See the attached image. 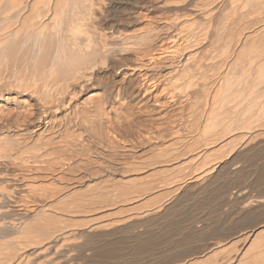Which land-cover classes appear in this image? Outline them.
Returning a JSON list of instances; mask_svg holds the SVG:
<instances>
[{
  "label": "bare ground",
  "instance_id": "obj_1",
  "mask_svg": "<svg viewBox=\"0 0 264 264\" xmlns=\"http://www.w3.org/2000/svg\"><path fill=\"white\" fill-rule=\"evenodd\" d=\"M68 247L264 264V0H0V264Z\"/></svg>",
  "mask_w": 264,
  "mask_h": 264
},
{
  "label": "rangeland",
  "instance_id": "obj_2",
  "mask_svg": "<svg viewBox=\"0 0 264 264\" xmlns=\"http://www.w3.org/2000/svg\"><path fill=\"white\" fill-rule=\"evenodd\" d=\"M134 1V0H133ZM135 1H137V0H135ZM140 1V0H139ZM141 228V230H144V227H140ZM126 232H129V230H125ZM81 239H78L77 241H80ZM84 241V242H83ZM81 242V241H80ZM174 241L172 240L171 242H168V244H166V243H164V245L163 246H165V247H167V246H169L170 244H172ZM85 243V240L82 238V243L81 244H84ZM225 245H222V246H220V247H224ZM66 250H68V251H66V257L68 258L70 255H72L75 251L77 252V250H72L71 248H66ZM68 252V253H67ZM75 252V253H76ZM73 254V256H70L71 258L72 257H74V256H76V254ZM146 253V252H145ZM144 253H142V254H139L140 256H144L143 255ZM138 255V256H139ZM126 256H129V255H126ZM131 256V255H130ZM70 257L68 258V260L69 261H67V263L66 264H71V263H73V261H74V264L77 262V261H75V260H73V259H70ZM203 258L201 257V259L200 260H202ZM42 260H39V261H37V262H41ZM80 261V262H79ZM78 262L80 263V264H84V261L83 260H78ZM43 262H41V264H42ZM78 263V264H79ZM102 264H103V262H101ZM105 263V262H104ZM120 264V263H122V261H120V260H118L117 262H115V264ZM235 263V262H234ZM233 262H232V264H234Z\"/></svg>",
  "mask_w": 264,
  "mask_h": 264
},
{
  "label": "water",
  "instance_id": "obj_3",
  "mask_svg": "<svg viewBox=\"0 0 264 264\" xmlns=\"http://www.w3.org/2000/svg\"><path fill=\"white\" fill-rule=\"evenodd\" d=\"M198 254V253H197ZM194 254H191V256H193ZM199 255V254H198Z\"/></svg>",
  "mask_w": 264,
  "mask_h": 264
}]
</instances>
